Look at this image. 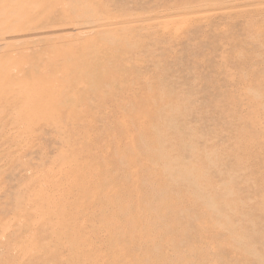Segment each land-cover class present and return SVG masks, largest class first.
<instances>
[{"label":"rangeland","instance_id":"rangeland-1","mask_svg":"<svg viewBox=\"0 0 264 264\" xmlns=\"http://www.w3.org/2000/svg\"><path fill=\"white\" fill-rule=\"evenodd\" d=\"M0 264H264V0H0Z\"/></svg>","mask_w":264,"mask_h":264},{"label":"bare ground","instance_id":"bare-ground-1","mask_svg":"<svg viewBox=\"0 0 264 264\" xmlns=\"http://www.w3.org/2000/svg\"><path fill=\"white\" fill-rule=\"evenodd\" d=\"M31 34V33H30ZM50 34V33H49ZM52 34V33H51ZM33 35H34V33H33ZM15 37H17V36H12V37H10L11 39L12 38H14V39H16ZM19 37V40L20 39H22V37H25V36H22L21 35V37L20 36H18ZM30 37H31V35H30ZM122 126H124V124H121ZM77 176V174H75V177ZM76 179V178H75ZM82 184L80 183V186H81ZM73 187H75V188H77L78 186H79V183L77 182V183H74L73 185H72ZM79 186V187H80ZM82 186H84V185H82ZM103 197V196H102ZM109 197V196H108ZM124 212H126V211H124ZM120 214V213H119ZM121 215H122V213H121ZM119 247V246H118Z\"/></svg>","mask_w":264,"mask_h":264}]
</instances>
